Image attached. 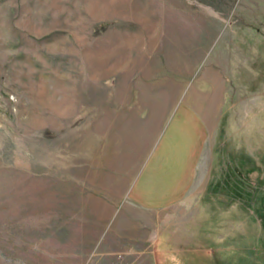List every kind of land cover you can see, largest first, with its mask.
<instances>
[{
	"label": "rangeland",
	"instance_id": "374dc122",
	"mask_svg": "<svg viewBox=\"0 0 264 264\" xmlns=\"http://www.w3.org/2000/svg\"><path fill=\"white\" fill-rule=\"evenodd\" d=\"M180 105L205 125L167 264H264V0H0V264H99Z\"/></svg>",
	"mask_w": 264,
	"mask_h": 264
},
{
	"label": "crops",
	"instance_id": "0c3cea01",
	"mask_svg": "<svg viewBox=\"0 0 264 264\" xmlns=\"http://www.w3.org/2000/svg\"><path fill=\"white\" fill-rule=\"evenodd\" d=\"M191 109L175 108L129 184L127 199L115 207L108 231L97 243L99 264H146L147 255L149 264H167L173 251L170 227L183 220L184 198L200 176L195 169L205 123Z\"/></svg>",
	"mask_w": 264,
	"mask_h": 264
}]
</instances>
